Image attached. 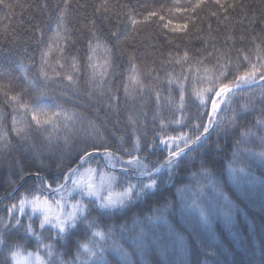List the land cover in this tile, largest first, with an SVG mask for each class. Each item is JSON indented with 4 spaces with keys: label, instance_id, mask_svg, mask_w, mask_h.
<instances>
[{
    "label": "trees",
    "instance_id": "1",
    "mask_svg": "<svg viewBox=\"0 0 264 264\" xmlns=\"http://www.w3.org/2000/svg\"><path fill=\"white\" fill-rule=\"evenodd\" d=\"M258 55L264 0H3L0 264H11L8 246L16 243L46 260L41 245L51 244L52 264H264V81L237 90L216 126L165 164L175 143L183 147L169 137L194 139L208 122L210 101L197 93ZM21 104L57 115L37 125ZM14 118L25 127L20 135ZM105 149L120 163L139 157L152 173L107 167ZM86 151L95 154L78 168L124 175L116 189L136 182L124 205L101 208L84 197L86 213L60 235L51 224L40 227L41 215L20 212L21 199L56 194L51 189ZM29 223L35 235L26 233ZM89 242L98 245L91 259L78 247Z\"/></svg>",
    "mask_w": 264,
    "mask_h": 264
},
{
    "label": "snow or ice",
    "instance_id": "2",
    "mask_svg": "<svg viewBox=\"0 0 264 264\" xmlns=\"http://www.w3.org/2000/svg\"><path fill=\"white\" fill-rule=\"evenodd\" d=\"M218 2V0H217ZM0 3H3V0H0ZM199 6L198 4L196 5ZM155 15V13H153ZM163 19V17H161ZM133 23H136V21H133ZM171 23V21H169ZM164 27H168V24H165ZM186 25H180L177 26L178 29L182 30ZM176 30V29H174ZM187 55V54H185ZM245 61H248V66L243 70H239V66L237 67V74L230 80H226L225 77L227 75L226 72H220L218 76L215 77L214 80H209V87L207 89H203L201 92H198L197 95L201 99V103L205 104L207 106V102L210 101V111L207 113L208 115V122L204 124L203 131L197 135L194 139L191 137H188L186 134H181L179 137H169V140L172 142L176 141H183V147L179 143H175V150H169V158L165 161V164L168 167H171L174 162L178 160V158L185 152V149L191 150V145L196 144L197 142L201 141V138L204 137L206 134L209 133V130L216 126L217 120L219 118V113L224 111V109L221 107L222 105L230 102L231 97L235 96L237 94V90H244L245 88L251 86L252 84L256 83L257 80L264 81V56L258 55L257 61L258 63H253L249 60L247 56L244 57ZM207 71V70H206ZM71 79V77H69ZM131 79L134 81L136 80V77L133 76ZM207 92H214V95L212 97H206L204 93ZM12 100H17L18 97L13 96L11 97ZM181 101H183V95H181ZM21 108L27 109V111L31 112V119L35 121L37 125L47 124L52 122V116L57 115L56 113H53L52 116H49L48 113L41 108H31L26 104H21ZM182 107V104H181ZM246 107V106H245ZM41 116H44L45 119H41ZM18 122L13 119V131L17 133V135H20L25 131L24 126H17ZM197 128H200L201 125H197ZM2 138V137H0ZM161 143H167V141L162 140ZM137 148H138V142H137ZM105 154L109 157H112L114 154L111 152H108L107 149H105ZM91 155L89 152H85L84 155L80 157L81 162H85L86 159ZM262 159H264V152H261L258 154ZM129 165L135 164L138 167L146 168L147 166L143 164V162L140 160L139 157L133 156L131 159L127 161ZM163 167V165H161ZM160 169L157 168L156 171L158 172ZM70 171H75L70 169ZM88 173L91 174L94 170L89 168ZM243 171V169H241ZM145 174V173H141ZM150 175V173H148ZM23 178V176L21 177ZM114 176L108 177L109 181V188L111 187V181L114 180ZM74 184L78 183L77 181H73ZM156 184V181L153 179L150 183L144 184L141 188V191L144 189L152 188ZM63 185H59L56 190H59L63 188ZM135 185H132L131 183L128 185L127 188L124 189L121 193L113 194L111 191H109L108 195L106 197H101L99 195L100 189L95 187L92 183H87L84 185V187L81 189L82 194L87 195L89 197L96 196L97 199L100 200V207L101 208H111L116 207L117 205H122L124 203V200L130 199L133 195V190L135 189ZM136 195H139V193H136ZM26 203L31 204L33 211H40L43 218L40 221V227L44 228L46 224H51L52 227L56 228L58 230V235L66 233L68 230L75 228L77 226V221L80 220V218L86 213L87 206L83 204L80 201H77V203L72 205L73 211L68 212L63 218L61 216H52L50 214L51 211V205L49 201L44 198L41 199L40 195L33 194L31 199L29 200L28 197H25L20 200V212L23 213L24 211V205ZM59 201H56V204H59ZM13 208L16 207V205L12 206ZM21 221L19 219H16L15 226H20ZM89 228L94 227L92 223L88 224ZM26 233H30L32 235H35V230L33 229L31 223L25 226ZM94 237H100L101 239L105 238V234L101 231H94L92 233ZM39 240L40 237H37ZM6 245V241L3 238L2 235H0V246ZM45 249H47V255L49 259H45L40 255V253L37 252H27L22 249L21 245L16 243L11 246H8V258L11 262V264H52L51 257L54 255L53 252V246L51 244H43L41 245ZM80 249L83 250V255H85L87 258L91 259L94 257H97V248L98 245L89 243H81L78 245ZM102 251V249H101ZM57 264H65V262L61 259L57 261ZM82 264H88L87 260L82 261Z\"/></svg>",
    "mask_w": 264,
    "mask_h": 264
},
{
    "label": "rangeland",
    "instance_id": "3",
    "mask_svg": "<svg viewBox=\"0 0 264 264\" xmlns=\"http://www.w3.org/2000/svg\"><path fill=\"white\" fill-rule=\"evenodd\" d=\"M106 160H107V164L111 167H117L120 164L123 165V167H127V168H131L133 170H135V172L137 173L138 176L143 175L141 174L143 173H148L146 168H141L136 166L135 164L133 165H129L127 163L128 160H125L124 162L120 163L119 158L112 156L109 157L106 155ZM91 168L94 171L89 174L88 173V169ZM110 176H114L115 179L111 181V187L109 188V181H108V177ZM123 178L125 179L124 175H119V174H113L110 172H107L101 168H94L93 166L90 165H84L78 169H76L68 183L61 189L58 190V192L56 194H54L50 199L47 198L46 196H43L41 194L40 195L41 199L46 198L50 205H51V211L50 214L54 217V216H61L63 218V216H65L68 212L73 211L72 205L77 203V201L82 202L83 204H85V199L84 197H89L87 195L82 194L81 189L84 187L85 184L87 183H92L95 187L100 189L99 195L101 197H106L109 193V191H111L113 194L116 193H121L124 191L125 188H118L116 189L114 187L115 182L120 179ZM73 181H77L78 183L74 184ZM135 185V183L133 182H129V184ZM127 188V187H126ZM92 198H95V200L98 201V204L100 205V200L97 199L96 196H92ZM29 200L31 198H28ZM129 199H125L124 203L122 205H124ZM56 201H59V204H56ZM122 205H117L116 207L122 206ZM112 208V207H111ZM29 211L31 213H36L41 215L40 211H33V208L31 206V204L26 203L24 205V211ZM42 216V215H41ZM43 217V216H42Z\"/></svg>",
    "mask_w": 264,
    "mask_h": 264
},
{
    "label": "water",
    "instance_id": "4",
    "mask_svg": "<svg viewBox=\"0 0 264 264\" xmlns=\"http://www.w3.org/2000/svg\"><path fill=\"white\" fill-rule=\"evenodd\" d=\"M89 153H91V155H92V154H95L94 152H89ZM91 155H90V156H91ZM81 163H82L81 160H79V162H78V163L72 168V170H76V168H77ZM103 163H104L107 167H110V166H108V165L106 164L105 160H103ZM110 168H112V167H110ZM113 168H114V167H113ZM113 168H112V169H113ZM72 172H74V171H69L68 173H66V175H65V177H64V180H63V182H62L61 185H64V184L66 183L67 177H68ZM149 173L151 174L152 172H149ZM148 175H149V174L146 173V174L141 175V177H146V176H148ZM27 177H28V176L24 177V178L21 180L20 184H21L22 182H24V181L26 180ZM57 188H58V187H57ZM57 188L52 189V191H55Z\"/></svg>",
    "mask_w": 264,
    "mask_h": 264
}]
</instances>
